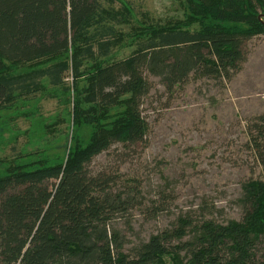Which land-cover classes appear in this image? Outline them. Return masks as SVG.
I'll use <instances>...</instances> for the list:
<instances>
[{
	"label": "trees",
	"instance_id": "obj_1",
	"mask_svg": "<svg viewBox=\"0 0 264 264\" xmlns=\"http://www.w3.org/2000/svg\"><path fill=\"white\" fill-rule=\"evenodd\" d=\"M140 13L129 0H0V111L14 101V112L31 115L17 111L18 98L53 99L70 134L63 158L0 173V264H264V178L241 183L239 219L185 215L124 251L114 220L140 203L139 184L93 172L90 161L145 141L149 75L170 92L192 72L230 80L245 42L264 34V0H181L179 16L162 22ZM246 126L264 167V112ZM171 198L159 190L151 213Z\"/></svg>",
	"mask_w": 264,
	"mask_h": 264
},
{
	"label": "rangeland",
	"instance_id": "obj_2",
	"mask_svg": "<svg viewBox=\"0 0 264 264\" xmlns=\"http://www.w3.org/2000/svg\"><path fill=\"white\" fill-rule=\"evenodd\" d=\"M129 1L138 16L143 12L159 22L180 14L181 0ZM244 51L242 68L230 80L192 72L170 92L158 77L149 75V91L140 104L147 122L145 141L115 144L90 161L93 172L117 170L121 183L133 178L139 184L140 203L114 220L124 236L125 252L151 234L170 229L185 215L193 221L239 219L241 183L264 178V167L248 144L246 126L264 112V34L249 38ZM15 105L17 111L32 114L14 112V101L0 111V173L14 162L63 158L70 134L67 122L54 118L55 101L28 96L18 98ZM91 131V125L78 127L84 140ZM159 190L172 201L167 211L152 214L149 205Z\"/></svg>",
	"mask_w": 264,
	"mask_h": 264
}]
</instances>
